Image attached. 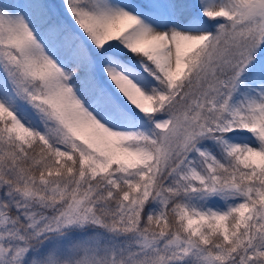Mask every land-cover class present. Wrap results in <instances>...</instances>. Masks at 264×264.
Listing matches in <instances>:
<instances>
[{
  "label": "snow or ice",
  "instance_id": "1",
  "mask_svg": "<svg viewBox=\"0 0 264 264\" xmlns=\"http://www.w3.org/2000/svg\"><path fill=\"white\" fill-rule=\"evenodd\" d=\"M0 264H264V0H0Z\"/></svg>",
  "mask_w": 264,
  "mask_h": 264
}]
</instances>
